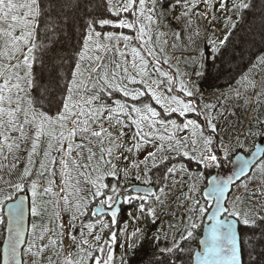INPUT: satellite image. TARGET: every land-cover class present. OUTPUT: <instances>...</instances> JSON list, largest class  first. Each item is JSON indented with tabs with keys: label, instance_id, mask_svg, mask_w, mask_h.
<instances>
[{
	"label": "snow or ice",
	"instance_id": "6c2138e0",
	"mask_svg": "<svg viewBox=\"0 0 264 264\" xmlns=\"http://www.w3.org/2000/svg\"><path fill=\"white\" fill-rule=\"evenodd\" d=\"M43 3L44 0H0V172H7L9 177L0 175V213L5 206L8 210L3 264H24L20 245L25 243V196L17 198V194L29 191L31 216L48 217L47 223L31 225L32 236L23 253L32 258L31 264H115L117 232L111 227L118 222L117 205L121 199L129 204L138 202L141 216H150L153 223L160 218L158 207L161 215L175 219L179 214L176 223H168L167 232L161 225L153 239L171 242L168 247L157 244L161 255L182 251L180 242L193 237L201 226L197 220L202 222L208 212L196 195L201 191L198 180L203 173L190 172L185 164L177 167L175 163L168 166L165 162L178 156L205 167L217 163L218 157L212 151L217 133L212 110L217 105L205 103L198 107L189 83L178 78V68L173 72L168 40L163 39L168 33L160 30L161 24L169 18L181 25L182 31L194 28L188 39L195 44V38L200 36L198 20L206 21L212 28L223 18L226 29L235 28L230 13L239 14L250 8V3L246 0H106L104 11L111 18L88 23L82 48L73 58L69 72L56 78L57 91L33 98V63L40 47L37 31L41 24L48 23L44 19ZM177 10L179 15H174ZM167 27L171 30V25ZM105 28L114 30L103 31ZM179 35L172 30L174 40ZM226 40L227 36L218 43L209 38L208 56L214 59ZM259 65H264V57L253 67ZM60 80L65 81L63 87L59 86ZM238 84L245 90L257 87L254 80L244 75ZM235 91L240 96L239 88ZM257 97L260 103L264 85ZM247 102L250 101L246 99ZM192 113L204 115V124L187 118ZM174 115L183 118V122L178 123L172 118ZM208 129L211 132L205 135ZM184 130H190V135L180 137L178 134ZM259 134L264 135V131ZM145 146L154 150L148 151L142 160L136 159ZM130 156L133 157L130 165L119 168L118 164L128 161ZM21 163L23 168L17 172ZM160 165H164L160 177L163 186L156 192L151 187L149 173L160 171ZM132 171L135 180L145 185L143 188L133 185L135 194L129 193L127 187L121 190L118 186L121 176L127 181ZM164 173L171 177L170 184ZM177 175L181 179H176ZM234 175V186L243 195L234 196L231 208L225 206L224 197L233 184L232 177L227 181L213 177L211 187L203 192V196L215 203V209L208 216L211 223L207 236L200 241L203 247L196 253L199 264H241L237 218L245 226L254 224L258 210L264 209V157L255 165L243 160ZM109 177L117 183H107ZM41 178L46 186L41 184ZM253 183L258 186L251 188ZM177 186L187 187V191L175 196L176 211L169 212L168 201ZM57 187L59 191H54ZM245 199L253 202L247 211L237 207ZM61 202L63 210L70 214L67 232L60 218ZM48 205L54 209L51 215ZM91 205L94 207L90 208ZM221 213L226 215L221 218ZM106 216L111 224L103 219ZM0 224H5L2 215ZM140 233L141 229L136 228L131 237L136 238ZM65 239L74 248L70 254H65Z\"/></svg>",
	"mask_w": 264,
	"mask_h": 264
},
{
	"label": "trees",
	"instance_id": "16d2710c",
	"mask_svg": "<svg viewBox=\"0 0 264 264\" xmlns=\"http://www.w3.org/2000/svg\"><path fill=\"white\" fill-rule=\"evenodd\" d=\"M61 2V7H58V2ZM247 1V0H246ZM250 1V0H248ZM247 1V2H248ZM262 1V5L260 6V11L262 14L256 19H251L245 23V21L241 18L240 21L237 22L238 26L233 28L230 34L227 36L226 43L220 46V51L215 54V58L212 59L208 56V52L211 50L207 44H205L203 48V55L200 57H193V55H189V53H182L180 56L181 63H175L174 58L172 57V51L170 47L167 46V52L170 56L171 60V68L173 72L178 68L180 76L178 78H183L186 83H189V86L194 91L193 99H197L201 105L209 101L208 103L216 104L217 107L212 110V115L216 116L217 120V113L223 112L224 114L230 116L231 112H226L225 109H222V103L224 102V97L229 96L227 95L232 90L236 88L235 84L240 81L235 78L232 82H230L227 78L222 81L221 77L225 73H229L231 75L233 71L239 70V67L242 68L246 64H249L246 67V71L244 75L250 78L251 72L255 79L259 78L260 67H253L254 65H258V61L260 57H264V0ZM106 0H48L47 3H43V8L45 12L44 19L48 21L47 26L41 24L40 28L37 31V43L40 47L36 50L35 56L36 60L33 63V88L31 89V96L33 98H40L42 96H49L57 91V77H64L69 72L70 67L73 64V58L76 56V53L79 49L82 48L83 37L87 32V25L90 21H94L98 18H111L104 11ZM263 6V8H262ZM242 11L239 14V18L242 14ZM242 21V22H241ZM244 21V22H243ZM245 23V24H244ZM244 25L243 29L242 26ZM97 31H101L100 27L96 28ZM108 30H114L109 28ZM103 31H106L103 29ZM127 31V30H126ZM131 32H128V34ZM70 37H69V36ZM175 41L172 40L170 46H172V50L178 54L180 48H176ZM196 56V55H195ZM191 60L187 61V59ZM253 63V64H252ZM180 65L183 66V69ZM233 69V71H232ZM186 71L188 72L186 74ZM241 71V70H240ZM200 73L204 77H199L197 80L194 78L196 73ZM240 73V72H239ZM186 75L189 77L187 79ZM186 77V78H185ZM204 78V79H203ZM260 79V78H259ZM228 80V82H227ZM202 81V82H201ZM227 82V83H225ZM65 83L64 80L59 81V86L63 87ZM179 86L177 85V88ZM235 87V88H234ZM220 93V94H219ZM199 95H203L199 97ZM208 96L211 98L209 100H204L203 97ZM230 99V98H229ZM131 102V101H130ZM155 106V105H154ZM241 106V105H240ZM237 106V107H240ZM214 111V113H213ZM220 116V115H219ZM232 129L230 128L231 135L229 130L227 129V125H223L221 128L217 125V131L220 132L221 137L223 139V143L226 146H231V140L235 141L239 137L240 140L237 141L236 145H234L230 152L227 154V162L230 165L232 158L235 153L238 151H243V148L239 145L241 144V138L243 132H247V128L244 129V125L240 124V129L238 121H235V112L232 115ZM261 119V123H257L256 127L251 129V133L254 131V140L258 139L261 135L259 134L260 131H263L264 127V115L259 116ZM172 118L177 119L178 123L183 122V118H179L177 116H173ZM187 118L197 119L201 125L204 124L202 121V117L199 116L198 113L189 114ZM260 125V126H259ZM242 132V134H240ZM250 134V131L248 132ZM209 133L206 131L205 135ZM240 134V135H239ZM180 137L189 136L190 131L184 130L178 134ZM253 140V141H254ZM199 146V145H198ZM253 144L251 145L252 148ZM154 150L152 146H145L142 151L135 156L136 159H143V157L147 154L148 151ZM244 152V151H243ZM133 159L132 156L129 157L128 161H124L123 163H119V168H124L130 165L131 160ZM168 166H171V163H175L177 167L180 164H185L190 172L198 173L200 168L199 164L195 160H189L188 157L180 158L178 156L174 157L171 162H165ZM39 165V159H37V167ZM160 171H155L149 173V176L152 177V181L156 186V192L159 187L163 185L160 184V177L161 173L164 170V165H160ZM23 163H21L20 167L18 168L17 172L22 170ZM227 167L221 163V160H218L215 165L207 167L208 174L211 175L213 173L220 172ZM166 177V182L170 184L171 177L168 176L167 173H164ZM4 178H9L7 172H4ZM14 179V177H13ZM176 179H181L180 175H177ZM183 179L187 181V176H184ZM205 179V178H204ZM41 183H46V181L41 178ZM107 183L116 184L117 180L115 178H107ZM134 183H141V181L135 180V172H130L127 181L121 176L119 179L118 186L123 190L125 187L127 189ZM256 184V183H254ZM198 185L200 190L203 189L206 185V179L203 181H198ZM1 186V185H0ZM252 187V186H250ZM180 191H187V187L180 189L179 186L176 187V194L179 195ZM31 196L30 191L28 192ZM236 193V188L234 193L231 195L229 200L230 208L232 207V200L233 196ZM19 195V194H17ZM197 198L201 200V204H203L208 210L210 209L211 205L207 201L203 199L202 191L196 194ZM243 193L241 194V196ZM45 199H48L45 197ZM175 200V199H174ZM204 200V201H203ZM92 206V205H91ZM90 206V207H91ZM253 206V202H249L245 199L243 205H237V207H243L245 211L249 207ZM51 205H48L47 211L48 215L50 212L53 213L54 209L50 208ZM123 214L129 218V221H125L124 223L121 221V227L117 226L116 232L118 233L120 238H123L125 232V225L128 226L130 223H134V226L141 229V233L138 234V238H136L135 243L132 244L135 247H130L123 250V262L130 264H192L193 254L195 250L198 248L199 245V238L202 234L203 224L205 223V215L203 217L201 226L197 228L194 232L192 238L188 239L187 241H181L180 246L183 249L182 251H177L173 255L163 254L161 255L158 251L157 244L159 247H168L170 246V241H154L153 237L157 234L161 225H163L165 232L168 231L167 225L164 223V220L169 218L167 215H161L159 207L157 208L158 215L160 216L159 220L153 223L152 218L141 216L138 210V202L135 203H125L122 206ZM260 210H258V215L255 218L254 224H249V230L251 233H262L263 236V243H259V250H258V260L253 261L254 258L251 260L250 264H264V219L260 217H264V209H262V214H260ZM61 219H65L69 221L70 214L66 211H61ZM207 214V213H205ZM140 217V219H136V217ZM41 217H32L31 216V224L32 222L38 221ZM47 216L41 218V223H47ZM118 218H123L120 215ZM240 219V218H238ZM5 220V219H4ZM177 218H175V222H177ZM169 222V221H168ZM241 223V222H240ZM5 224H0V252L1 246L4 240L5 235ZM245 226L241 223V229ZM242 234V240L245 248V242L247 241L246 237ZM244 251V250H243ZM256 255V254H255ZM254 256L255 258L257 256ZM251 257V256H250ZM125 259V260H124Z\"/></svg>",
	"mask_w": 264,
	"mask_h": 264
},
{
	"label": "rangeland",
	"instance_id": "374dc122",
	"mask_svg": "<svg viewBox=\"0 0 264 264\" xmlns=\"http://www.w3.org/2000/svg\"><path fill=\"white\" fill-rule=\"evenodd\" d=\"M47 1L48 0H44L45 4L47 3ZM248 2L250 3L251 6H250V8L244 9L242 11V14H241L240 18L238 17L240 13L239 14L230 13L231 19L236 24V27L238 26L237 22L240 21L241 18L243 19V17H244L243 20L246 23L249 20H251L253 18L256 19V18H258L259 16L262 15V14H260L261 13L260 6L262 5V1L261 0H250ZM57 5H58V7H61V2L59 1ZM262 8H263V6H262ZM174 15H179V10H177L174 13ZM218 15H219V13H218ZM196 23L199 25V28H200V36L198 38H195L196 42H195V44H192L189 41L188 36L191 34V32L194 30V28L182 31L181 25L177 24L175 20H172V19H169V18H165L163 20L160 30L168 33V35L166 37H164L163 39H167L168 40V47H170V49L172 51V57L174 58L175 63H178V64L181 63L180 56L182 55V53H189V55L191 54V55H193V57H200L201 55H203V48H204L205 44L208 45L207 41H208L209 38H211L212 40H214V41H216L218 43L219 40H222V39L225 38V36H228L229 33L231 32V30L233 29V28H227L226 29L224 27L225 21H224L223 18L221 20L217 21L215 27H212V28L208 27L206 21L198 20ZM167 25H171V30L167 27ZM236 27H235V29H236ZM243 27H244V25L242 26V29H243ZM108 29L109 28H105L106 31H108ZM172 30H174L175 32L180 33L178 39H176V40L173 39ZM129 34H132V33H129ZM172 40L175 41V46H176L175 50H176L177 47L180 48V50L178 51V54L175 51H173L172 50V46H170ZM133 43H135V42H133ZM121 47H123V44H121ZM129 59H131L130 56H129ZM191 59L192 58L187 59V61H189ZM248 65L249 64H246L242 68L239 67V70H237V71H233V69H232L233 72H231L232 73L231 75H229L230 72L225 73L226 77H224V75H223L221 77L222 81H224L225 78H227L229 81L232 79L230 81V82H232L237 77H238L237 80H241V76L245 74V73H243L244 71H242V69H244L246 71V67ZM180 66L183 68L182 65H180ZM165 67H167V66H165ZM187 73L188 72L186 71V74ZM187 75H186V77L189 80V77ZM203 75L195 74L194 78L197 80V78H199V77H204ZM254 75H253V72H251V74H250L251 77L249 79L254 80L257 83V87L255 89L248 88V89L245 90L243 87H240V85L237 82L235 84L236 88L234 87L235 89L227 94L229 96H228L227 99H224V102L222 103V106H221V108L225 109L226 112L230 111L231 115L228 116V115H226V113L225 114L223 113V115L217 116V120L215 121V123L219 126V128H221L223 125H227V129L229 130L230 135H231L230 128L232 129V127H231L232 118H233L232 115H233V112H235V119H236L235 121H238L237 125H239V127H237V128L240 129V126H241L240 124L244 125V127H245L244 129L247 128V132H245V133L243 132L241 141H239V142H241V144L239 146L243 148V151L245 153H248V152H250L252 150V148H253L256 140H257V139L254 140V131L252 133L250 132V134L248 132L252 128L256 127L257 123H259V124L261 123V121L258 120V119H261L259 116L264 115V97H260L259 99L261 100V102L257 103V99H258L257 93L261 91V86L264 85V65H262L260 67V72H259V78L260 79L258 78L256 80ZM228 80H227V82H228ZM227 82H225V83H227ZM238 88H239L240 93H241L240 96L236 95V91L235 90L238 89ZM202 96L203 95H199V97H202ZM203 98H204V100L211 99V98H208V96H205ZM246 99L249 100L250 102L246 103ZM193 100L197 104L198 107H201L199 101L196 98L193 99ZM208 102L209 101H206V103H208ZM237 106H240V107H237ZM213 113H214V111H213ZM199 116L202 117V121L205 122L204 115H199ZM207 132L210 134L211 129H208ZM240 134H242V132H240ZM239 138L237 140H235V141L231 140V146H226L223 143V139L221 137L220 132L217 131L216 135L214 136V144L216 145V147H214L212 149V151L217 155L218 160H221V163L224 164L226 167L229 165L228 162H227V159H226L227 158V154L230 152V149L234 145H236L237 141L240 140ZM252 144H253V146L251 148ZM197 147H199V146L197 145ZM226 150H227V153H226ZM199 168H200V170H199L198 173L202 172L203 176L199 177L198 181H200L202 179L204 181L206 179V182H207V179L210 176V175H207L208 174L207 167H205L203 164H201V165H199ZM0 175L4 176V172H0ZM59 183H60L59 179H57V185H59ZM41 184L46 186V183H41ZM250 186H252L251 188H255V187L258 186V184L257 183L254 184L253 183ZM235 188H236V193L234 194V196L241 195L243 193L241 189H239L237 187H234L232 194L234 193ZM203 189H204V187H203ZM203 189L201 191H203ZM54 191H59V188L58 187L55 188ZM157 192H158V190H157ZM176 193L177 192L175 191L174 194L169 198V201H168L169 207L167 209L169 212L176 211V206H175V203H174L175 196H177ZM131 194H134V193H131ZM234 196H233V199H234ZM230 198H231V196H230ZM200 202H201V200H200ZM135 203H137V202H135ZM208 203H210V205H212L211 202H208ZM59 207H60V212L61 211L64 212V210H63L64 205H63L62 202L60 203ZM228 207L230 208L229 204H228ZM50 208H52V207H50ZM181 211H182V209H181ZM262 211L263 210L261 209L260 210V214H262ZM51 214H52V212H50V215ZM0 215H2L3 218L6 221V218L4 216V211H3V213H0ZM60 215H61V213H60ZM167 216L169 218L164 220L165 224H168L169 222H171V223L175 222V219H173L169 215H167ZM205 216H206V214H205ZM122 217H123V219H122L123 223L125 221H129V218L127 216H125L124 214L122 215ZM60 218H61V216H60ZM176 218L179 219V214L177 215ZM61 220L65 224V230L67 232L68 221L63 219V218ZM205 221H206V219L204 220V222ZM47 222H48V218H47ZM197 222L200 223V224L204 223V222H201L199 219L197 220ZM35 223L40 225L41 218L38 221L36 220ZM31 225L32 224H30V233H29L30 235H29V238L32 236ZM49 226L51 227L52 225H49ZM136 228H138V227L137 226L135 227L134 223L132 222L128 226L125 225V229H124L125 232H124L123 238H120L118 233H117V243L119 244L118 252L116 253L117 256H118V254H120L121 250L123 251V250L127 249L130 244L132 245V244L135 243V240H136V238H138V236L136 238H132L131 237V232L134 229H136ZM249 228H250V226H243L242 229H241V234L245 233V235H243V236H245L246 239H247V241L245 242V248H244V244L242 243V248L244 250L243 251L244 264H250V262H252L251 260L253 258H254L253 261H257L258 260V257H259L258 256L259 243H263L262 233H260V232L259 233L258 232L257 233L256 232L255 233H251L252 229L249 230ZM242 242H243V240H242ZM65 245L68 246V250L66 249L65 254H70L72 252L71 251L72 247L69 246V243H68L67 239H65ZM252 255H255L257 257L255 258ZM31 259L32 258L29 255H24L25 264H31ZM0 261H1V256H0ZM118 261H119V259H117V264H118Z\"/></svg>",
	"mask_w": 264,
	"mask_h": 264
},
{
	"label": "water",
	"instance_id": "95a60500",
	"mask_svg": "<svg viewBox=\"0 0 264 264\" xmlns=\"http://www.w3.org/2000/svg\"><path fill=\"white\" fill-rule=\"evenodd\" d=\"M263 131H264V127H263ZM261 157H264V135H261L255 142L252 150L248 153H245L243 151H238L232 158V161H231V164L230 166H228L226 169L220 171V172H217V173H213L211 174L208 179H207V182H206V186L204 187L203 191H202V196H203V192L207 191L209 187H211V181H212V178L215 177L217 178L218 180H222V181H227L228 177H232L233 178V184H231L229 186V189L228 191L226 192L225 194V197H224V200L227 202L225 203V206L228 207V202H229V199H230V196L233 192V189H234V185L236 184V177L234 175V173H237L238 172V167L240 165V163L247 159L250 161V164L251 165H255L258 161L261 160ZM133 185H140L141 188L145 187V185L141 184V183H134L130 186V188L128 189V192L129 193H134L135 194V191L133 189ZM151 187L153 188V191H156V186L154 184L151 185ZM20 195H24L25 196V218H24V240H25V243H22L20 245V249H21V253H22V256H21V259L24 261V248L27 244V240L29 238V233H30V224H31V214H30V211H29V208H30V202H31V196L28 192L26 193H23V194H19L17 195V198L20 196ZM203 199L207 202H211V207L210 209L208 210L207 214H206V221L203 225V229H202V234L199 238V247L195 250L194 254H193V260H192V264H199L198 260H197V257H196V253L198 251H200L203 247V245L200 243L201 240H203L206 236H207V230H208V227L211 223V221L208 220V216L211 215L212 211L215 209V203L211 200H209L207 197L203 196ZM14 202V201H12ZM124 204V201L123 199L120 200L119 204L117 205V207L119 208V211L117 213V217L120 215L121 213V210H122V206ZM7 207L5 206L4 208V216L6 218V221H7ZM226 214L224 213H221V218H223ZM237 232H238V236H237V242H238V249H239V253H240V260H241V264H244V258H243V248H242V234H241V223L239 222V219L237 218ZM7 236H8V232H7V228L5 226V235H4V240H3V243H2V246H1V253H0V256H1V263L0 264H3V249H4V244L5 242L7 241ZM24 264H25V261H24Z\"/></svg>",
	"mask_w": 264,
	"mask_h": 264
},
{
	"label": "flooded vegetation",
	"instance_id": "af4514ba",
	"mask_svg": "<svg viewBox=\"0 0 264 264\" xmlns=\"http://www.w3.org/2000/svg\"><path fill=\"white\" fill-rule=\"evenodd\" d=\"M92 207H94V205H92L90 208H92ZM120 215H123V209L121 210V213H120ZM119 215V216H120ZM118 216V217H119ZM117 217V224L116 225H112V227H111V230L112 231H116V228H117V226L120 228L121 227V221H122V219L123 218H118ZM92 219H95V218H92ZM103 219H105V221L107 222V223H109V224H111V220H110V217H103ZM30 235V234H29ZM29 239V238H28ZM171 244V243H170ZM64 245H65V241H64ZM26 247H27V244H26V246H25V248H24V250L26 249ZM198 247H199V245H198ZM118 248H119V244L117 243L116 244V246H115V264H117V259H119V261H118V264H124V262H123V257H124V255H122L123 254V252H122V250L120 251V254H118V256H117V252H118ZM128 248H130V247H128ZM66 249L68 250V246L67 245H65V252H66ZM71 251H74V248H71ZM48 254H50V253H48ZM117 256V257H116ZM125 260V259H124ZM25 261V260H24ZM125 264H130V262H128V260H127V263L125 262Z\"/></svg>",
	"mask_w": 264,
	"mask_h": 264
}]
</instances>
